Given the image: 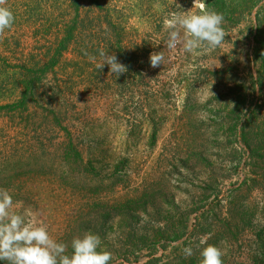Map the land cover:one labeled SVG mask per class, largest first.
<instances>
[{"label":"rangeland","instance_id":"obj_1","mask_svg":"<svg viewBox=\"0 0 264 264\" xmlns=\"http://www.w3.org/2000/svg\"><path fill=\"white\" fill-rule=\"evenodd\" d=\"M121 1L131 27L163 51L164 19L193 8V0ZM205 2L224 16L223 45L166 52L159 97L123 115L110 145L85 165L61 151L34 165L23 153L32 141L5 154L10 145L0 138V188H9L13 211L45 224L67 254L74 237L92 232L110 264H200L209 244L222 249L223 264H264V0ZM32 32H24L28 56L44 39Z\"/></svg>","mask_w":264,"mask_h":264},{"label":"trees","instance_id":"obj_2","mask_svg":"<svg viewBox=\"0 0 264 264\" xmlns=\"http://www.w3.org/2000/svg\"><path fill=\"white\" fill-rule=\"evenodd\" d=\"M121 3L7 0L15 22L5 30L12 33L0 38V47L5 46L0 55V138L11 148L5 147V154L14 145L28 147L32 141L34 149L23 152L28 163L41 164L61 151L69 163L85 165L86 156L110 145L123 115L130 117L134 105L143 111L148 97H159V78L167 67L153 68L149 58L163 50L157 48V39L141 37L131 27L130 16L118 6ZM146 11L139 9L141 20ZM25 31L39 32L44 38L29 56ZM101 49L115 54L127 71L118 76L109 74L108 65L97 68L103 62ZM21 52H25L23 60ZM95 68L97 72L91 74L89 70Z\"/></svg>","mask_w":264,"mask_h":264},{"label":"clouds","instance_id":"obj_3","mask_svg":"<svg viewBox=\"0 0 264 264\" xmlns=\"http://www.w3.org/2000/svg\"><path fill=\"white\" fill-rule=\"evenodd\" d=\"M6 4L7 0H0V34L11 29L15 22V16ZM177 8L181 9L178 4ZM223 23V14L209 10L205 0H193L191 10L170 12L163 21L167 50L150 54L151 67L165 65L166 52H174L178 47L182 54H196L197 50L209 53L221 47L226 35ZM99 55L103 62L97 64V68L108 65L109 74L118 76L127 71L115 54H106L101 49ZM15 206L10 191L0 188V261L8 264H110L112 253L98 250L101 245L99 235L86 232L82 237H74L69 255L68 244L53 239L48 227L34 216L26 218L28 214L13 211ZM184 253L191 256V247L185 248ZM223 255L220 247L209 244L201 252L200 264H223Z\"/></svg>","mask_w":264,"mask_h":264}]
</instances>
